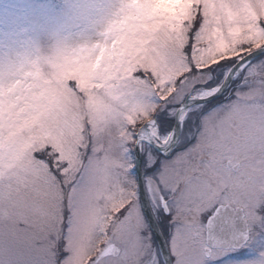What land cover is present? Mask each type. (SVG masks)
Wrapping results in <instances>:
<instances>
[{
	"label": "rangeland",
	"instance_id": "rangeland-1",
	"mask_svg": "<svg viewBox=\"0 0 264 264\" xmlns=\"http://www.w3.org/2000/svg\"><path fill=\"white\" fill-rule=\"evenodd\" d=\"M262 46L264 0H0V232L27 211L38 234L32 248L20 245L0 260L123 264L118 239H96L104 235L99 214L113 223L131 219L137 264H164L132 170L137 131L155 118L164 137L189 95L221 84L230 69L225 59L238 62ZM223 95L186 116L194 134L208 109L237 127L243 118V150L225 161L233 175L220 204L243 208L251 237L239 249L207 255L201 217L211 204L197 199L205 189L178 205L153 175L149 198L169 228L173 264H264V55ZM165 121H172L167 128ZM176 147L171 155L182 150ZM154 149L142 145L148 162L158 156ZM111 243L119 255L100 257Z\"/></svg>",
	"mask_w": 264,
	"mask_h": 264
},
{
	"label": "snow or ice",
	"instance_id": "snow-or-ice-1",
	"mask_svg": "<svg viewBox=\"0 0 264 264\" xmlns=\"http://www.w3.org/2000/svg\"><path fill=\"white\" fill-rule=\"evenodd\" d=\"M257 55H264V52L257 53ZM220 66L218 62L217 67ZM218 93H221L219 89L210 96L197 99L195 103L199 104L202 101L210 103L211 100L218 98ZM212 112V109H208L200 113L195 134L192 131V120L189 116L179 119L180 131L176 129L168 131L165 134V139L161 141L165 150L161 152L160 147L156 148V151L161 152L165 160L160 161L158 158H152L149 162V170L155 172L157 180L170 187L174 194V201L178 205H183L189 200L190 194L194 190L205 189L197 198L206 204H211L206 212L211 210L212 215L207 217L206 222L204 220L206 212L201 217V222L205 224L211 223L214 218L219 219L217 213L220 210V202L223 200L226 188V184L223 182L233 175V170L225 161L242 152V140L246 134L243 118H241L240 126L237 127L235 121L223 119L220 115H212ZM185 123L188 125L187 132H185ZM170 125L171 121H165L166 128ZM177 141L182 145V150L175 152L174 155H169L171 151L168 149H172ZM141 160L143 161V158ZM209 169L216 173V178L212 181L209 180ZM122 208L123 205L115 208L114 212L122 214ZM96 222L101 225L100 230L104 233L103 236H97L96 239L105 243L114 238L118 239L123 249V264H137L138 253L130 243L135 229L131 219L126 215L125 221L113 223L112 220H105L103 215L98 214ZM109 229L116 233L115 237L107 236ZM37 235L34 222L27 211L18 212L16 218L4 231L0 232V255L10 254L20 245L32 248ZM259 244V256L264 258V240H260ZM89 260H91L90 256ZM0 264H14V261L4 259L0 260Z\"/></svg>",
	"mask_w": 264,
	"mask_h": 264
},
{
	"label": "water",
	"instance_id": "water-1",
	"mask_svg": "<svg viewBox=\"0 0 264 264\" xmlns=\"http://www.w3.org/2000/svg\"><path fill=\"white\" fill-rule=\"evenodd\" d=\"M264 52V46L252 50L244 55L238 62H236L226 74L224 80L218 85L214 91L220 90L221 93H218L217 96L220 97L229 89L233 79L239 74V72L252 60L261 56L257 53ZM213 91V92H214ZM213 92L204 95L210 96ZM203 96H191L189 95L178 107L174 119L173 129L180 131L179 119H181L182 113L185 110L189 111V108L193 106L205 104L203 101L201 103H195L197 99L202 98ZM215 100V99H213ZM212 101V100H211ZM148 125H157V120L151 118L145 121L138 129L136 134V143H135V165L136 172L138 176V186H139V197L141 202V207L143 212L148 220L150 228L156 238L159 249L163 255L165 264H173V258L169 247L165 241V238L162 235L160 227L157 223L155 215L153 213L152 207L150 205L148 195L145 188L143 169H142V144L147 143L153 148L160 147L161 152L164 151V147L159 146L151 137V134L148 131ZM177 143L172 146V149L168 151H173L176 148ZM160 152V153H161ZM170 152V153H171ZM169 153V154H170ZM228 165H231V162L228 161ZM239 163L233 166V169H237ZM212 215V214H211ZM210 215V216H211ZM219 219L214 218L211 223L206 224V242L207 249L206 254L210 255V252L213 248H224V249H239L241 248L250 238V229L247 218L245 217V212L242 207L232 206L230 204H221L220 210L217 213ZM120 252L119 247L115 243L109 244L105 247L100 255V257H105L109 255H117Z\"/></svg>",
	"mask_w": 264,
	"mask_h": 264
},
{
	"label": "flooded vegetation",
	"instance_id": "flooded-vegetation-1",
	"mask_svg": "<svg viewBox=\"0 0 264 264\" xmlns=\"http://www.w3.org/2000/svg\"><path fill=\"white\" fill-rule=\"evenodd\" d=\"M176 148H177V147H176ZM154 150H155V149H154ZM155 151H156V150H155ZM156 153H158V156H155V157H153V158H158L160 161L163 160V159H165V157H164L160 152L156 151ZM171 154H172V152H171L169 155H171ZM147 157H148L147 154H143L142 169H143V176H144L145 188H146V192H147L148 199H149V202H150V198H149V193H150V190H149V189H150V188H149V180L151 179V177H152L153 175H155V172L149 170V165L147 166V164L149 163ZM226 163H228V162H226ZM131 166H132V165H131ZM132 170H133V172H134V174H135V176H136V178H137V186H138V176H137L136 165H135V152H134V161H133V167H132ZM138 192H139V186H138ZM139 198H140V197H139ZM140 203H141V202H140ZM126 204H128L127 206H129V201H127ZM150 205H151V207H152V203H151V202H150ZM127 206H125V207H127ZM152 209H153V208H152ZM121 210H122V209H121ZM154 215H155V214H154ZM156 220H157V223H158V225H159V227H160V230H161V232H162V235H163V237L165 238V241L167 242V245H168V241H169V239H170V237L168 236V234H170V232H169V228H168V227L165 228V224H164V222H163L161 219H157V218H156ZM149 227H150V225H149ZM150 232H151V234L153 235V232H152L151 228H150ZM153 239H154L155 246L159 249L158 243H157V241H156L154 235H153ZM108 245H109V244H108ZM206 248H207V247H205V250H206ZM169 249H170V248H169ZM170 252H171V250H170ZM119 253H120V252H119ZM119 253H118L117 255H119ZM171 254H172V252H171ZM117 255H115V256H117ZM172 258H173V255H172ZM173 260H174V258H173ZM164 264H165V262H164Z\"/></svg>",
	"mask_w": 264,
	"mask_h": 264
},
{
	"label": "bare ground",
	"instance_id": "bare-ground-1",
	"mask_svg": "<svg viewBox=\"0 0 264 264\" xmlns=\"http://www.w3.org/2000/svg\"><path fill=\"white\" fill-rule=\"evenodd\" d=\"M257 49V48H256ZM252 52V51H251ZM247 54V53H246ZM245 54V55H246ZM216 87L212 88V89H204L202 90L198 96H204V95H207L211 92H213L215 90ZM188 113V110H185L183 111L182 113V116H181V119H183V117H185ZM148 131L149 133L151 134V137L152 139L161 147H164V145L161 143L162 140L165 139V136L164 137H161L160 136V132H159V129H158V126L157 125H148ZM250 239V238H249Z\"/></svg>",
	"mask_w": 264,
	"mask_h": 264
},
{
	"label": "trees",
	"instance_id": "trees-1",
	"mask_svg": "<svg viewBox=\"0 0 264 264\" xmlns=\"http://www.w3.org/2000/svg\"><path fill=\"white\" fill-rule=\"evenodd\" d=\"M197 19H198V18L196 17V18L194 19V22L197 21ZM194 28H195V27H194ZM194 28H193V29H194ZM246 47H247V46H245V48H246ZM247 52H248V51L243 52V53H242V56L245 55ZM234 60H236L235 57H232V58H229V59H228V58L225 59V60H224V63H226V64H225V67H226V68H230V67L236 62V61L234 62ZM222 62H223V61H222ZM219 63H221V61H220ZM224 63H223V64H224ZM213 65H214V64H213ZM216 65H217V64H216ZM229 66H230V67H229ZM208 67H211V65H209ZM206 68H207V67H206ZM224 69H225V68H224ZM224 69H223V70H224ZM142 74H143V76H146V75H147V76L150 77V74H149L148 72H144V71H143ZM227 96H228V95H222V96L218 97L217 99H215V100H213V101L215 102L216 100H223V99H225ZM213 101H211L210 104H212ZM171 122H172V121H171Z\"/></svg>",
	"mask_w": 264,
	"mask_h": 264
}]
</instances>
